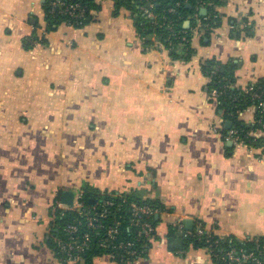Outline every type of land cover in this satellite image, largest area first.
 I'll return each mask as SVG.
<instances>
[{"label":"crops","instance_id":"obj_1","mask_svg":"<svg viewBox=\"0 0 264 264\" xmlns=\"http://www.w3.org/2000/svg\"><path fill=\"white\" fill-rule=\"evenodd\" d=\"M46 1L0 0V264H76L50 244L52 208L86 184L156 201L161 223L146 257L81 264H218L185 249L187 221L220 238L264 239V129L246 145L226 138L204 68L233 63L240 91L264 79V0H220L215 28L202 25L203 6L188 61L146 45L114 0H96L89 25L55 31ZM256 115L252 106L240 120Z\"/></svg>","mask_w":264,"mask_h":264},{"label":"trees","instance_id":"obj_2","mask_svg":"<svg viewBox=\"0 0 264 264\" xmlns=\"http://www.w3.org/2000/svg\"><path fill=\"white\" fill-rule=\"evenodd\" d=\"M55 1L57 0H47L44 4L47 31H55L61 24L83 28L95 21L93 12L100 9L96 0H62L67 5L79 3L82 6L84 15L77 19L63 12L65 5L53 7ZM114 2L118 10L126 8L131 13L136 31L146 45H153L155 42L163 44L170 49L176 61H188L195 55L192 34L198 24L193 16L199 15L203 6L208 9V14L201 17L202 25L215 28L219 24L218 17H214L216 15L214 6L218 5L220 0H114ZM146 11L152 15L149 16ZM188 20L191 21V25L187 28L185 23ZM36 27L39 25L37 24ZM34 35L37 40L39 38L37 31ZM29 46H32L31 43ZM204 68L207 75L212 78L210 88L223 86L222 94L219 96V107L224 120L231 123L228 131L237 129L241 140L244 143H251L253 138L250 136V131L263 128L264 112L257 111L256 122L252 125L243 123L240 120V113L249 107L255 105L258 107L264 102V79L252 84L250 91L245 92L231 87L235 80L233 63L224 67L211 60L206 62ZM256 94L260 97H255ZM80 193L81 211L57 210L52 216L54 220L50 244L60 258L67 261L66 254L59 247V242L68 241L70 235L64 232V228L70 224L79 227L77 236L83 237L86 233L90 235V242L82 254L81 263H89L95 257L109 256L115 251V246L122 242H132L134 249L140 252L142 257H146L154 241L158 239L157 227L161 220L155 215L149 219L155 230L151 238H145L140 235L138 228L131 227V208L134 204H148L157 210L159 203L144 200L134 191L122 194L101 192L88 184L81 188ZM104 212L105 215H102ZM91 220H96L95 223L100 227H90ZM112 227L118 229L116 239L113 241L107 235L108 228ZM199 230H202L201 234ZM177 232L178 230L170 227L168 238H172ZM184 242L185 249L194 247L208 250L218 264H232L228 259V253L236 257L253 253L260 263L250 260L246 264H264V239L240 242L232 237L220 238L215 233L207 232L203 226L197 225L192 229L191 235L184 238ZM102 243H106V246L102 247Z\"/></svg>","mask_w":264,"mask_h":264},{"label":"built area","instance_id":"obj_3","mask_svg":"<svg viewBox=\"0 0 264 264\" xmlns=\"http://www.w3.org/2000/svg\"><path fill=\"white\" fill-rule=\"evenodd\" d=\"M65 5L66 8L64 9L65 14H69L71 16L76 17L77 19L82 18L84 15V9L82 6L77 4L67 5L62 0H57L53 2V7ZM149 16L152 14L146 11ZM210 81L212 80L211 76H209ZM208 88L209 95L215 99H219V96L222 94L221 88ZM233 88V86H231ZM250 89L246 90L245 92H249ZM255 97H260L259 95H255ZM257 111L264 112V102H261L258 107H256ZM264 129V125H263ZM240 133L237 129H231L228 131L227 137L228 139L232 140L235 144H245L241 138ZM81 197V193L78 196V200H74L72 206L64 204L61 201H57L53 208L54 214L57 210L62 212L65 211H81L82 205L79 201ZM157 210L154 209L152 206L148 204H134L131 208V227H136L139 229L140 235H143L145 238H151L154 233V227L149 221V219L156 214ZM105 215V212L102 213ZM96 220H91L89 223L90 227L99 228L100 225L95 223ZM179 231L183 234L184 237H188L191 235V231L187 228L185 229L184 223L179 225ZM64 232L70 235L67 242H59V247L63 253L66 254L67 261L69 263H78L80 264L83 261L82 254L84 253L85 249L88 247L90 242V235L86 233L83 237L77 236L79 232V227L74 224L68 225L64 228ZM118 233V229L115 227L108 228L107 235L109 236L110 240H115ZM199 233H202V230H199ZM102 247L106 246V243L101 244ZM212 252V251H211ZM112 259H118L122 262H133L137 259L143 258L141 253L134 249V244L132 242L127 243H120L115 246V251L109 255ZM229 261L232 264H246L248 261H257L260 263L258 258L253 254H245L241 255L240 257L234 256L232 253L227 254Z\"/></svg>","mask_w":264,"mask_h":264},{"label":"water","instance_id":"obj_4","mask_svg":"<svg viewBox=\"0 0 264 264\" xmlns=\"http://www.w3.org/2000/svg\"><path fill=\"white\" fill-rule=\"evenodd\" d=\"M231 126V123H227V127L229 128ZM74 193L72 191H65L63 193V202L64 204H67V205H70L72 206L73 203H74ZM158 217V216H157ZM192 224H193V221H187L186 223V227L187 229H192ZM181 240L179 241V244H180Z\"/></svg>","mask_w":264,"mask_h":264},{"label":"bare ground","instance_id":"obj_5","mask_svg":"<svg viewBox=\"0 0 264 264\" xmlns=\"http://www.w3.org/2000/svg\"><path fill=\"white\" fill-rule=\"evenodd\" d=\"M203 66V65H202ZM238 89H240V88H238ZM242 90V89H241ZM208 92V91H207ZM208 95V94H207ZM235 98V97H234ZM216 100V99H215ZM217 101H218V99H217ZM216 106V105H215ZM256 106V105H255ZM246 145V144H245ZM53 209V208H52ZM153 217V216H152ZM194 225H195V223H194ZM177 227V226H176ZM197 227V226H196ZM186 229V228H185ZM192 231V230H191ZM181 235V234H180ZM182 237H183V235H182ZM181 237V238H182ZM180 238V237H179ZM185 238V237H184ZM184 241V240H183ZM207 242V241H206Z\"/></svg>","mask_w":264,"mask_h":264},{"label":"rangeland","instance_id":"obj_6","mask_svg":"<svg viewBox=\"0 0 264 264\" xmlns=\"http://www.w3.org/2000/svg\"><path fill=\"white\" fill-rule=\"evenodd\" d=\"M36 43L38 42V41H35ZM139 195H141V194H139Z\"/></svg>","mask_w":264,"mask_h":264}]
</instances>
